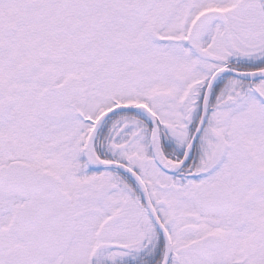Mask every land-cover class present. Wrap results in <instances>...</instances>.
Instances as JSON below:
<instances>
[{
  "label": "snow or ice",
  "instance_id": "1",
  "mask_svg": "<svg viewBox=\"0 0 264 264\" xmlns=\"http://www.w3.org/2000/svg\"><path fill=\"white\" fill-rule=\"evenodd\" d=\"M0 264H264V0H0Z\"/></svg>",
  "mask_w": 264,
  "mask_h": 264
}]
</instances>
